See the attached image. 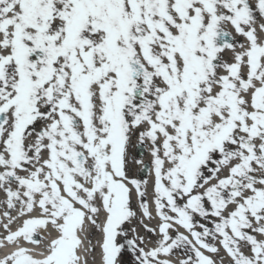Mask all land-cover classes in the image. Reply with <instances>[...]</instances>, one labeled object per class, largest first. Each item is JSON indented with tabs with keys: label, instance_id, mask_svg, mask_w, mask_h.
<instances>
[{
	"label": "snow or ice",
	"instance_id": "1",
	"mask_svg": "<svg viewBox=\"0 0 264 264\" xmlns=\"http://www.w3.org/2000/svg\"><path fill=\"white\" fill-rule=\"evenodd\" d=\"M0 209V264H264V0H0Z\"/></svg>",
	"mask_w": 264,
	"mask_h": 264
},
{
	"label": "bare ground",
	"instance_id": "2",
	"mask_svg": "<svg viewBox=\"0 0 264 264\" xmlns=\"http://www.w3.org/2000/svg\"><path fill=\"white\" fill-rule=\"evenodd\" d=\"M242 39V38H239ZM228 56H230V53H226L225 54V58L227 59ZM135 143V141H134ZM139 150V151H137ZM143 153L142 158L144 160H148L149 156L146 152V149H141V147L137 146V147H131L129 149V154H130V159H129V165H128V170H129V175L133 176L135 178L138 179H143L145 177H147L150 181L149 184V194H148V199H149V203L151 206V177L148 176L147 173L143 172L140 170V166L135 164L133 162V160L131 159V157H135L136 159H140L141 158V154ZM132 205L134 209H137L138 211V207H137V203H136V196L135 193L133 192V201H132ZM0 211H2V209H0ZM15 214V213H13ZM36 214V213H34ZM138 215H139V211H138ZM154 218L149 220L148 218H144V223L149 224L150 227L151 223L154 222L155 220V213H153ZM103 219V217L101 216V220ZM133 227H135L137 229V233L141 236H143L145 238V244L147 247H152L154 246V243H148V241L151 240V237L153 236L155 239L158 238L156 235L152 234V233H148L139 223L138 220H134L132 222ZM13 229L16 227V225L14 224ZM3 234V229L0 228V235ZM82 235V239L84 240V250H82V256H85L87 258V262L88 264H99L100 262V250H99V246L97 244V241L99 239V232L91 227L90 225H86V231L84 233L81 234ZM89 240L91 241L92 245H96V251L92 252L91 249V245H89ZM217 247L220 248V252H219V256H213V259L216 261V264H228V260L229 257L226 255V253L224 252L223 248L219 245V242L216 241ZM30 246V245H29ZM9 249L7 248H0V256H2L4 254V252L8 251ZM39 251V249H38ZM208 254V253H206ZM211 255V254H209ZM223 257V259L218 263V258L219 257ZM182 258V254L176 252V254L172 257H170V259H172L173 261H177L178 259Z\"/></svg>",
	"mask_w": 264,
	"mask_h": 264
},
{
	"label": "rangeland",
	"instance_id": "3",
	"mask_svg": "<svg viewBox=\"0 0 264 264\" xmlns=\"http://www.w3.org/2000/svg\"><path fill=\"white\" fill-rule=\"evenodd\" d=\"M239 39V38H238ZM137 151H139V150H137ZM157 223H158V217H156L155 216V220H154V222L153 223H151V226L152 227H156L157 226ZM181 231H183V229H181ZM157 239V238H156ZM156 239L152 236L151 237V240L150 241H148V243H154L155 241H156ZM178 253H181V252H179V251H177ZM225 252V251H224ZM182 254V253H181ZM223 259V257L221 256V257H219L218 258V263ZM124 259H127V257H124Z\"/></svg>",
	"mask_w": 264,
	"mask_h": 264
}]
</instances>
